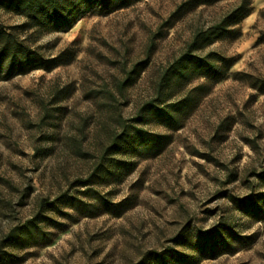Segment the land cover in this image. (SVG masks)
<instances>
[{
    "label": "rangeland",
    "instance_id": "rangeland-1",
    "mask_svg": "<svg viewBox=\"0 0 264 264\" xmlns=\"http://www.w3.org/2000/svg\"><path fill=\"white\" fill-rule=\"evenodd\" d=\"M248 1L236 37L192 47L218 67L232 59L215 84L163 78L240 0H140L17 29L57 66L0 68V264H264V93L252 86L264 79V0ZM24 23L0 7L2 26ZM182 98L176 129L143 110ZM136 128L164 137L161 150L110 146ZM36 215L42 238L9 239Z\"/></svg>",
    "mask_w": 264,
    "mask_h": 264
},
{
    "label": "trees",
    "instance_id": "trees-1",
    "mask_svg": "<svg viewBox=\"0 0 264 264\" xmlns=\"http://www.w3.org/2000/svg\"><path fill=\"white\" fill-rule=\"evenodd\" d=\"M138 1L140 0H0L1 8L23 17L26 22L22 25L9 27H4L0 24V68L8 67L24 73L31 69L41 68L50 70L57 66L54 60L47 61L36 50L26 46L19 38L17 29L26 27L57 29L72 23L79 16L87 12L106 15L115 10L133 5ZM189 1H195V3L200 4L205 0ZM249 12V1L240 0L238 5L229 11L218 23L206 30L198 31L194 35L187 50L169 65L163 79L169 80L173 75L178 80L180 78H189L198 75L207 78L212 84L221 81L225 77L229 66L232 64V59L218 56V60L221 63V66L218 67L209 61L208 56L210 55H197L193 53L192 47L195 46L199 39L210 43L220 38L236 37L238 30L235 29V26ZM252 86L260 93H264V79L258 80ZM187 107L188 103L186 98L179 99L166 106L160 105L152 100L146 103L143 110L164 126L170 129H176L181 122V114L185 112ZM134 131V135H130L127 130L123 131L118 135L119 137L117 136L113 139L110 146L120 148L121 142H125L128 145L142 146V151L152 150L153 153H156L165 144L164 137L162 136H156L137 128ZM78 182L84 183L85 180H79ZM56 200H63L62 202H65L67 206L75 210H81L82 207L86 208L83 201L67 194L58 197ZM45 205L51 210H57L58 208L55 202H45ZM40 216L36 215L34 219L27 220L16 232L13 231L10 234L9 239L19 243L23 238L27 240L42 238V230L38 224ZM43 219H48V217H43Z\"/></svg>",
    "mask_w": 264,
    "mask_h": 264
}]
</instances>
